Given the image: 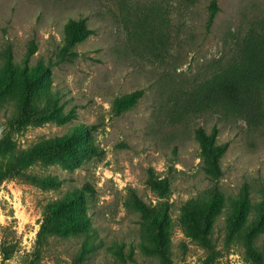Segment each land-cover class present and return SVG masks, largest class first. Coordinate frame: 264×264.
I'll return each mask as SVG.
<instances>
[{
    "label": "rangeland",
    "instance_id": "obj_1",
    "mask_svg": "<svg viewBox=\"0 0 264 264\" xmlns=\"http://www.w3.org/2000/svg\"><path fill=\"white\" fill-rule=\"evenodd\" d=\"M210 1L0 0V70L9 53L21 67L0 106V138L10 137L16 152L83 131L68 149L1 184L0 264H28L30 254L37 264H71L79 238L48 207L81 190L98 241L85 264H264V91L260 106L243 116L199 111L190 100L236 59L251 29H264V0H219L208 28ZM81 17L94 33L63 59L65 24ZM35 67L47 75L27 81ZM135 90H143L138 104L115 115L116 98ZM28 93L35 105L21 123ZM215 126L218 143H229L219 178L204 169L196 135ZM245 195L249 204L241 208ZM137 200L163 212L169 225L143 218ZM210 200L218 203L207 210ZM196 205L203 207L199 228L185 212Z\"/></svg>",
    "mask_w": 264,
    "mask_h": 264
},
{
    "label": "trees",
    "instance_id": "obj_2",
    "mask_svg": "<svg viewBox=\"0 0 264 264\" xmlns=\"http://www.w3.org/2000/svg\"><path fill=\"white\" fill-rule=\"evenodd\" d=\"M219 0H211L209 3V16L207 26L210 28L218 13L220 12ZM64 44L60 48V57L69 59L75 56V48L78 44L87 40L94 30L89 27L88 20L85 17L71 18L65 24ZM37 46L34 44L30 53H34ZM36 76L24 75L27 81H33L34 78L40 79L47 75L46 67H35ZM21 76V67L13 59L12 54L6 58V72L0 70V106L11 98V88L17 83ZM264 91V29H251L243 38L242 47L239 49L236 59L226 68L213 74L210 78L201 83L200 87L191 94L193 108L202 111L203 109H223L226 112L243 116L245 113L256 110L260 106L261 97ZM143 96V90H135L121 97H117L113 103V112L115 115L135 107ZM35 105V97L28 93L22 109L19 111L17 119L20 122H26L28 119L27 109ZM13 118H16L13 117ZM12 118V119H13ZM23 120V121H22ZM83 135L81 128H74L69 133L44 140L34 146L21 149L14 152L12 141L9 138H0V158L4 162L0 165V189L1 184L12 176L22 175L25 170L41 161L42 159L57 155L62 150L68 149L76 141L78 136ZM197 139L202 148V158L204 169L207 174L213 178L221 177L223 168L221 159L229 148V143H218L219 129L215 126L211 132L204 127H199L196 132ZM158 190H168V183H155ZM92 189L90 185L86 186ZM84 191H71L65 196L50 203L48 209L54 214L55 218L63 219L65 222L64 230L68 235L79 238L78 251L73 256L71 264H85L93 253L97 244L96 227L92 228L91 216L84 211L82 206V197ZM249 197L247 195L240 198L238 204L241 208L248 206ZM215 199V198H214ZM216 198L215 200H217ZM137 207L142 213L143 218H151L153 222L158 223L161 228L162 223L169 225L168 217L161 211L151 209L141 200H137ZM217 202L210 200L206 203L207 210L212 209ZM202 205H196L194 208H186V217L189 226L193 228L200 227V221L196 213H201ZM56 214V215H55ZM258 219H264V200L261 203V213ZM210 218L205 222L209 223ZM204 224L203 233L205 236L210 234L209 225ZM165 230L163 231V235ZM250 237V236H249ZM248 238V236H247ZM251 238V237H250ZM160 245L164 248V253L169 256L171 252L170 244L167 239L161 237ZM249 246L256 258L260 257V252L250 240ZM30 254V253H29ZM31 255V254H30ZM29 255V256H30ZM28 256V257H29ZM40 251L37 253V258ZM25 260L28 264H37L35 258ZM169 260V259H168ZM260 260V259H259ZM111 261L108 260L107 264Z\"/></svg>",
    "mask_w": 264,
    "mask_h": 264
}]
</instances>
